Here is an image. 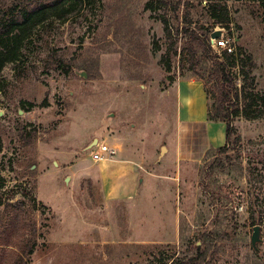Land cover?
<instances>
[{
    "label": "rangeland",
    "instance_id": "obj_1",
    "mask_svg": "<svg viewBox=\"0 0 264 264\" xmlns=\"http://www.w3.org/2000/svg\"><path fill=\"white\" fill-rule=\"evenodd\" d=\"M174 1L182 3L181 26L188 22L209 37L222 30L236 49L231 75L237 91L245 89L247 99H240L252 119L235 118L240 142L229 155L243 171L216 175L209 192L202 187L216 159L207 153L225 145L226 132L214 139L208 125L181 124L180 86L203 81L193 78L189 55L184 67L173 59L168 71L164 58L174 40L163 22L166 7L157 0H90L68 22L39 27L0 75V233L10 221L8 205H23L37 240L28 264H150L148 246L155 244L177 245L181 258L193 245L210 246L205 264H264V0ZM218 7L229 25L213 18ZM185 42L179 39V52ZM117 135L126 150L108 139ZM94 140L116 158L124 152L144 161L137 201H104ZM175 219L178 238L170 231Z\"/></svg>",
    "mask_w": 264,
    "mask_h": 264
},
{
    "label": "trees",
    "instance_id": "obj_2",
    "mask_svg": "<svg viewBox=\"0 0 264 264\" xmlns=\"http://www.w3.org/2000/svg\"><path fill=\"white\" fill-rule=\"evenodd\" d=\"M91 3L90 0H15L13 2L12 0H0V75L7 66L19 61L26 43L33 38L39 27L54 21L64 24L72 17L82 13ZM157 3L160 5L158 7L164 5L167 9L169 18L164 19L163 22L167 35L174 40L164 58L167 60L168 71L171 69L173 59H178L180 65L184 67L183 59L189 55L191 62L189 69L194 73L193 78L203 81L208 99L211 95L209 85L217 96V102L213 107L208 103V121L226 125L225 145L211 149L207 153V156H210L211 152H215L214 156H216L211 170L206 171L203 176L202 187L209 192L211 180L216 175H223L231 171H243L242 165L237 167V164H233L229 155V152L236 151L240 142V138L235 135V118L243 113L245 117L252 119L250 105H247V101H245L243 107L240 99L241 95L247 99L245 89L241 92L237 91L231 75V70L237 65V56L236 53L228 54L227 52H222V57L213 56L210 34H199L197 30H192L189 27L188 22L185 26H181V1L157 0ZM218 11H223V13L218 15ZM173 14L175 24L172 26L170 19ZM213 18L221 25L230 23V17L225 8H213ZM180 38L185 39L186 42L179 52ZM30 106L33 107L32 104ZM249 171L251 172V168ZM0 205H3L1 197ZM8 206L11 209L10 221L0 233V264H28V259L37 247L35 229L33 234L29 235L28 229L31 231L32 226L28 223L23 205L18 208H14L12 205ZM219 215L218 213L217 216ZM253 222L256 221L253 219ZM259 222L262 223L261 220ZM138 247L144 246L138 245ZM148 248H153L149 252L150 259H152L150 264H205L210 252V246L193 245L189 250L188 257L181 258L180 255L178 256V246L175 244H155ZM154 249L158 250L154 251ZM166 249L171 255L164 252Z\"/></svg>",
    "mask_w": 264,
    "mask_h": 264
},
{
    "label": "crops",
    "instance_id": "obj_3",
    "mask_svg": "<svg viewBox=\"0 0 264 264\" xmlns=\"http://www.w3.org/2000/svg\"><path fill=\"white\" fill-rule=\"evenodd\" d=\"M178 101L183 110L184 122L181 124L188 125L190 123L191 125L193 124V126L204 124L208 125L207 128L210 131V136H212L214 139L219 138L217 134H220L221 129L223 130L224 135V130L226 132V127L222 126L223 123H214L208 121V96L205 92V87L202 82L195 81L194 79L193 81L185 82L179 88ZM187 105H190L189 107L192 109L191 115L188 114L190 110L188 109ZM212 124H218L220 126L219 128H215L216 125ZM108 139H113V141L118 144V147L123 151L125 146L121 143L118 135ZM115 156L112 158H105L99 162L93 160L94 163H97V168L99 170L98 176L102 185L104 201L107 204L124 205L126 202H135L138 199L137 197L141 194L140 189L142 186V176L143 171L145 170L143 164L144 161L143 163H138L137 161L128 157L124 152L119 158H116ZM150 176L155 177L153 173L150 174ZM172 225V228H170L172 236H176V238H178L180 232L178 220L175 219ZM153 242V240L147 239H140L138 241V243L141 245ZM159 242L169 243L168 241H158V243ZM172 242L174 243L175 240Z\"/></svg>",
    "mask_w": 264,
    "mask_h": 264
},
{
    "label": "built area",
    "instance_id": "obj_4",
    "mask_svg": "<svg viewBox=\"0 0 264 264\" xmlns=\"http://www.w3.org/2000/svg\"><path fill=\"white\" fill-rule=\"evenodd\" d=\"M210 44L213 49L221 50L222 52H227L228 54H235L236 49L232 46L231 42L222 34L218 39H212L210 37ZM98 150L93 154V160L96 162L102 161L105 158H112L116 155V151L111 149L104 143H100L96 147Z\"/></svg>",
    "mask_w": 264,
    "mask_h": 264
},
{
    "label": "water",
    "instance_id": "obj_5",
    "mask_svg": "<svg viewBox=\"0 0 264 264\" xmlns=\"http://www.w3.org/2000/svg\"><path fill=\"white\" fill-rule=\"evenodd\" d=\"M223 32L222 30H218L216 32H214L212 35H211V38L212 39H218L222 36ZM81 75L83 77H87V74L85 72H82ZM95 144H98V140H94L93 142V145ZM260 227L259 226H255L253 228V236H252V239H251V242H252V246L255 250H257V244L259 242H261V238H260Z\"/></svg>",
    "mask_w": 264,
    "mask_h": 264
}]
</instances>
